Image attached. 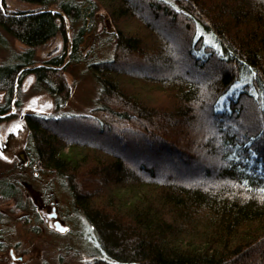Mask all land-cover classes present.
Here are the masks:
<instances>
[{
  "label": "trees",
  "instance_id": "trees-1",
  "mask_svg": "<svg viewBox=\"0 0 264 264\" xmlns=\"http://www.w3.org/2000/svg\"><path fill=\"white\" fill-rule=\"evenodd\" d=\"M17 1L32 6L0 0V123L33 74L54 108L22 113L26 166L54 172L93 228L100 254L85 264H264V0H137L150 18L132 0ZM99 7L111 57L86 61ZM57 35L62 50L39 62ZM83 60L95 105L67 113L66 70ZM3 175L0 195L23 206L27 181Z\"/></svg>",
  "mask_w": 264,
  "mask_h": 264
},
{
  "label": "rangeland",
  "instance_id": "rangeland-1",
  "mask_svg": "<svg viewBox=\"0 0 264 264\" xmlns=\"http://www.w3.org/2000/svg\"><path fill=\"white\" fill-rule=\"evenodd\" d=\"M132 1L145 17L150 18L145 7L139 5L137 0ZM6 3L11 9H25L32 6L17 0H6ZM111 31V19L107 12L99 7L92 29L83 43L86 61L94 56L97 57L96 59L111 57ZM200 32L201 30L198 33ZM205 40L213 42L210 35H205ZM13 42L18 49L24 47L18 41L13 40ZM62 42V36L57 35L39 47L38 61L44 62L60 53ZM177 43L180 44V41L177 40ZM85 60L77 65L70 64L66 70V78L72 86L70 96L63 108L67 113L82 114L95 105L97 84L91 73L84 69ZM150 71L154 70L150 69ZM34 81L33 74L26 75L22 81L21 110L13 118L0 123V154H2L0 177L5 174L11 179L15 177L27 181L22 187L23 198L20 204L23 206L19 205L15 198H4L0 195V264H85L100 254L93 228L83 215L77 212L70 191L62 185L54 172L43 171L36 159L31 166H26L29 162L26 150L28 128L22 119V113L49 114L54 108L53 99L47 92L33 88ZM3 99L4 92H0V102ZM181 128V126L175 128L177 131L175 135L179 134ZM86 131L91 136L96 132L100 133L97 126L89 127ZM111 149L123 154L118 149ZM21 153L25 156H21ZM161 170L163 174L171 175L166 168ZM202 174L200 171L195 177L187 180L197 181L202 178ZM29 186H32L35 192L32 193L28 189ZM52 206L57 209L58 219L69 227L65 233L51 227L52 220L49 219L48 209ZM12 254L21 258L13 259Z\"/></svg>",
  "mask_w": 264,
  "mask_h": 264
},
{
  "label": "water",
  "instance_id": "water-1",
  "mask_svg": "<svg viewBox=\"0 0 264 264\" xmlns=\"http://www.w3.org/2000/svg\"><path fill=\"white\" fill-rule=\"evenodd\" d=\"M21 156H25L24 153H21ZM32 193L35 192L32 186H29L28 188ZM58 212L55 206L52 207V212L49 215V219L53 220L51 223V227H53L55 230L65 233L68 230V226L64 225L59 219H58Z\"/></svg>",
  "mask_w": 264,
  "mask_h": 264
},
{
  "label": "flooded vegetation",
  "instance_id": "flooded-vegetation-1",
  "mask_svg": "<svg viewBox=\"0 0 264 264\" xmlns=\"http://www.w3.org/2000/svg\"><path fill=\"white\" fill-rule=\"evenodd\" d=\"M53 207V206H52ZM52 207L50 208V209H48L49 211H48V216L51 214V212H52ZM53 221V220H52ZM12 256H13V259H16V258H18L19 256H16L15 254H12ZM21 257H19L18 259H20Z\"/></svg>",
  "mask_w": 264,
  "mask_h": 264
},
{
  "label": "snow or ice",
  "instance_id": "snow-or-ice-1",
  "mask_svg": "<svg viewBox=\"0 0 264 264\" xmlns=\"http://www.w3.org/2000/svg\"><path fill=\"white\" fill-rule=\"evenodd\" d=\"M17 127H18V125H17ZM0 155H2V154H0ZM5 159H7V157H5Z\"/></svg>",
  "mask_w": 264,
  "mask_h": 264
}]
</instances>
